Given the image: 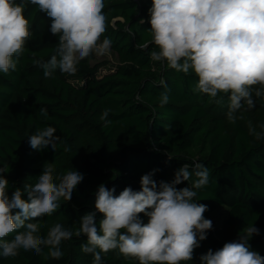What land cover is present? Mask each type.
Listing matches in <instances>:
<instances>
[{"label":"trees","instance_id":"16d2710c","mask_svg":"<svg viewBox=\"0 0 264 264\" xmlns=\"http://www.w3.org/2000/svg\"><path fill=\"white\" fill-rule=\"evenodd\" d=\"M151 6L152 0H104L106 30L101 40H111L119 62L112 73L96 76L99 65L91 64L93 54L80 61L74 75L57 70L48 79L34 66L33 53L48 60L58 37L50 32L51 18L37 6H27L24 15L32 36L16 70L0 72V161L10 166L4 174L9 195L15 187L35 184L45 163L53 164L55 183L68 171L83 175L71 200L61 199L60 208L43 218L39 233L43 236L56 223L78 228L80 218L94 211L101 183L115 188L116 195L125 187L139 191L144 174L156 170L153 179L170 182L179 167L198 162L208 169L209 183L196 189L195 200L207 205L204 216L213 227L194 250L192 260L182 264H200L202 254L239 239L251 224L260 230L250 238L251 248L264 256V139L257 140L248 131L249 121L257 132L264 131V100L257 98L255 108L237 113L244 118L230 123L227 96L217 104L206 94L194 92L198 78L193 72L186 75L152 61L149 52L155 46L138 47L151 40ZM165 92L169 100L161 106ZM41 107L47 108V118L39 114ZM105 109H111L108 127L100 120ZM47 126L56 128L55 135L62 142L56 151L51 146L32 150L28 136ZM65 147L71 150L65 152ZM195 179L193 175L177 188L191 186ZM102 218L97 213V222ZM141 219L148 221L143 214ZM82 243L86 237L62 242L60 260L20 250L15 258L0 256V264H92L93 256L81 250ZM102 258L103 264H138L114 251Z\"/></svg>","mask_w":264,"mask_h":264},{"label":"clouds","instance_id":"9594fccd","mask_svg":"<svg viewBox=\"0 0 264 264\" xmlns=\"http://www.w3.org/2000/svg\"><path fill=\"white\" fill-rule=\"evenodd\" d=\"M29 4L51 18L50 32L58 37L48 60L33 53V64L43 70L46 79L57 70L74 75L81 60L110 52L111 40H101L106 30L104 0H0V72L16 70L32 36L24 15ZM148 11L151 40L138 47L147 50L149 44L154 45L149 52L152 61L186 75L193 72L198 78L194 92L206 94L217 104L227 96L230 123L244 118L237 113L255 108L257 98L264 100V0H152ZM168 100L167 92L162 93L161 106ZM110 112L105 109L100 116L104 127L112 124ZM39 114L47 118V108H39ZM56 131L53 126L37 129L28 136L30 148L42 151L51 146L56 151L62 142ZM248 131L257 140L264 139V131L257 132L250 121ZM70 150L64 148L65 152ZM0 165L3 258H15L23 250L43 255L45 260H60L64 256L62 242L86 237L80 247L93 256L92 264H103L102 254L110 251L134 258L138 264H182L192 260L194 250L213 227L204 216L207 205L195 200L196 189L209 183L208 169L202 163L182 165L170 182H157L153 170L141 176L139 191L125 187L116 195L115 188L101 183L95 193L94 211L80 218L78 228L56 223L43 236L39 234L43 218L60 208L61 199L71 200L83 175L68 171L55 183V168L45 163L35 184L15 187L9 195L10 184L4 174L10 166L3 161ZM193 175L196 179L191 186L177 188ZM97 213L103 215L98 222ZM141 214L148 217L147 223ZM10 234H14L11 240L7 239ZM259 234L257 227L248 225L239 239L202 254L200 264H264V256L249 243Z\"/></svg>","mask_w":264,"mask_h":264},{"label":"rangeland","instance_id":"374dc122","mask_svg":"<svg viewBox=\"0 0 264 264\" xmlns=\"http://www.w3.org/2000/svg\"><path fill=\"white\" fill-rule=\"evenodd\" d=\"M118 57L113 50L105 56H96L91 61L92 65H99V68L96 72V76H103L109 73H112L115 67L118 65ZM73 84L76 86H81L83 83L81 81H73Z\"/></svg>","mask_w":264,"mask_h":264}]
</instances>
